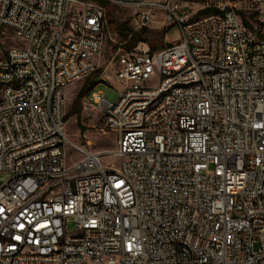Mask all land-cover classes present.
Segmentation results:
<instances>
[{"label":"built area","instance_id":"1","mask_svg":"<svg viewBox=\"0 0 264 264\" xmlns=\"http://www.w3.org/2000/svg\"><path fill=\"white\" fill-rule=\"evenodd\" d=\"M101 2L178 32L120 45L86 96L119 164L65 134ZM0 24L22 44L0 58V264H264V0H0Z\"/></svg>","mask_w":264,"mask_h":264},{"label":"rangeland","instance_id":"2","mask_svg":"<svg viewBox=\"0 0 264 264\" xmlns=\"http://www.w3.org/2000/svg\"><path fill=\"white\" fill-rule=\"evenodd\" d=\"M127 14L121 8L112 5L106 7V28L103 33V50L96 59L95 70L86 78L66 88V114L72 109L79 92L89 80V77L94 82L98 76L102 77L104 83L99 84L97 87V89L102 91H106V85L114 84L116 66L113 58L120 45L124 49H151L153 46L160 49L178 38V32L175 28L166 29L158 23L148 28L147 33L143 36V38H146V41L131 40L132 35L139 30H129L130 34L128 37L123 38L119 34L118 27L124 22L128 23L126 19ZM21 45V41L16 38L13 30L0 24V58L7 56L11 48ZM86 96L81 99L82 109L80 112V120H77L76 115L70 116L66 120L65 134L72 143L83 149L101 153L103 155V161L106 164H119L122 158L113 154L117 148L116 133L106 127L103 115L94 105L86 101ZM65 153L68 164L76 162L82 155L68 141L65 143ZM69 230H74V224L72 222H69Z\"/></svg>","mask_w":264,"mask_h":264},{"label":"trees","instance_id":"3","mask_svg":"<svg viewBox=\"0 0 264 264\" xmlns=\"http://www.w3.org/2000/svg\"><path fill=\"white\" fill-rule=\"evenodd\" d=\"M101 4L106 8L108 6L107 3L105 2H101ZM118 31L121 37L123 38H127L128 35L130 34L129 32V27H128V23L124 22L122 23L119 27H118ZM148 28H143L140 29L138 32L134 33L132 35L131 40H140V41H146V38H143V36L147 33ZM144 39V40H143ZM152 51L157 50L156 46H153L151 48ZM89 76V75H88ZM89 80L86 82V84L84 85V87L82 88V90L79 92L78 98L75 100L72 109L70 110V112H68L66 114L65 119L67 120L70 116L76 115L77 116V120H80V112L82 109L81 106V99H83L86 95H88L90 93V91L93 89L95 82L92 80H90L91 78H88Z\"/></svg>","mask_w":264,"mask_h":264}]
</instances>
